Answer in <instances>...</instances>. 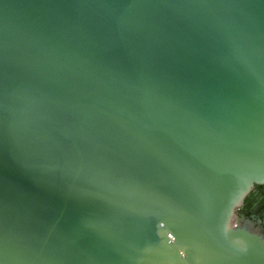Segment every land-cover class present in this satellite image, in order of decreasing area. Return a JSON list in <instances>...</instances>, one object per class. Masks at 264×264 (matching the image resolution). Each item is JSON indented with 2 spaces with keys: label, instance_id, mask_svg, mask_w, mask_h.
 <instances>
[{
  "label": "water",
  "instance_id": "1",
  "mask_svg": "<svg viewBox=\"0 0 264 264\" xmlns=\"http://www.w3.org/2000/svg\"><path fill=\"white\" fill-rule=\"evenodd\" d=\"M264 0H0V264H264Z\"/></svg>",
  "mask_w": 264,
  "mask_h": 264
},
{
  "label": "flooded vegetation",
  "instance_id": "2",
  "mask_svg": "<svg viewBox=\"0 0 264 264\" xmlns=\"http://www.w3.org/2000/svg\"><path fill=\"white\" fill-rule=\"evenodd\" d=\"M249 220V226L264 236V183L255 186L246 195L243 204L236 209L234 222L244 224Z\"/></svg>",
  "mask_w": 264,
  "mask_h": 264
}]
</instances>
